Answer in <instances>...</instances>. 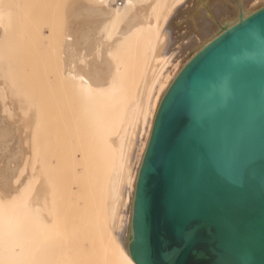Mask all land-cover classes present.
Listing matches in <instances>:
<instances>
[{"label":"bare ground","instance_id":"6f19581e","mask_svg":"<svg viewBox=\"0 0 264 264\" xmlns=\"http://www.w3.org/2000/svg\"><path fill=\"white\" fill-rule=\"evenodd\" d=\"M3 1L5 0H0V41L5 36L8 37L13 32L12 30H16V28H10L11 25L8 24V20H11V18L8 19V15L13 10L7 14L8 10L6 9L8 8L5 9ZM77 1L81 7L73 16V27L70 28V33L63 41H57L59 44L58 50H60L58 52H62V58L60 57V66L58 67V70L60 68V72L58 71L60 74L58 73L55 77L58 82L68 81L77 97L83 101L91 112L99 116L100 129L95 128L100 130L101 139L104 138L105 141L107 139V144L110 147L108 153H110L109 172L111 176L108 182V198L105 206V220L108 221V224L107 231H104L106 232L104 237L99 236L102 239L97 238V240H102L104 243L103 259L105 258L104 255H107L112 259L113 264H134L128 256L126 247L131 195L137 170L150 135L156 108L183 67L198 52L224 32L234 27L242 19L263 9L264 0ZM9 7L12 9L11 6ZM16 7L18 8V6ZM23 13H26V11ZM12 14H10V17H12ZM17 14H19L18 11ZM24 20H21V22L27 21V19ZM80 21L81 23H79ZM18 25L16 26L18 27ZM25 25L28 27V24ZM31 27H29V32H32ZM10 29H12L11 32ZM27 29L25 27V30L22 31L27 33ZM25 33L22 36H25ZM53 34H49L47 42L46 40L42 41L43 38L41 40L42 43L46 42L51 50L54 49L55 37ZM9 36L8 41L10 38L12 39L11 34ZM30 37L32 38V36ZM11 39L10 41H12ZM20 39L17 40L19 44L16 42V45L21 46L22 40L20 41ZM32 41L29 42L32 43ZM8 45H10V42ZM30 45L28 47L32 49ZM138 46H140L144 55L141 72L142 82H140L137 97L135 100L131 99L133 101H130L129 94L122 91L120 73L123 71L121 72L122 68L119 65L122 63V54L130 47L134 49ZM22 47L25 48L26 46ZM17 48L22 49L18 46ZM30 51H28V54ZM1 71L0 68V77L3 75ZM13 83L15 87V82ZM56 88L53 89L54 92L58 90ZM32 114H34V111H32ZM5 117H9V115ZM37 117L35 122L36 149L31 170L25 176L23 175L27 168L16 174L12 183H10L11 188L5 189L3 185L0 186V264H100V260L96 259L97 248L94 252L92 247L89 246L86 249L85 244H78L79 238L76 237L77 235L80 236V233L77 234L75 230L78 227H74L75 229L70 234L68 232V238L63 235L65 238L60 240L62 236L59 237L58 226L59 221H63V218H59L57 214L58 199L56 196L60 192H68L69 195H72L75 187L67 185V179L59 180L56 176L55 163L57 156L51 146L52 122L49 120L44 125V136V131L41 129L43 121L40 118L41 116ZM9 119L11 121V118ZM5 126L0 124V156L3 155L2 152L8 151L11 147L9 141L7 142L8 139L6 140ZM111 134H116L115 138L114 135L112 136L113 140H111L112 137L109 138ZM28 136L30 138V135ZM131 136H135L134 144L130 139ZM95 137L97 139V136ZM25 150L28 149L25 148ZM73 165L74 163H72V167ZM70 169L74 170L73 168ZM1 172L6 175L3 169H0V175ZM76 177L77 175H73L72 179L74 178L77 181ZM101 187L103 186L101 185ZM77 188L80 190V186H77ZM65 199L67 200V198ZM66 203L68 202L66 201ZM70 215L73 217V214ZM85 219L87 220V218ZM90 225L91 228L94 227L92 223ZM88 228L86 227V229ZM96 232L95 236L93 234V238L96 237ZM85 236L86 234L82 233L83 241ZM89 240L90 238L87 243ZM99 240L96 242H100ZM103 261L105 262V260Z\"/></svg>","mask_w":264,"mask_h":264},{"label":"water","instance_id":"95a60500","mask_svg":"<svg viewBox=\"0 0 264 264\" xmlns=\"http://www.w3.org/2000/svg\"><path fill=\"white\" fill-rule=\"evenodd\" d=\"M134 264H264V8L162 96L135 177Z\"/></svg>","mask_w":264,"mask_h":264},{"label":"rangeland","instance_id":"374dc122","mask_svg":"<svg viewBox=\"0 0 264 264\" xmlns=\"http://www.w3.org/2000/svg\"><path fill=\"white\" fill-rule=\"evenodd\" d=\"M3 3L5 9L8 8L6 9L8 10L7 14L13 10L12 11L13 14L10 13L12 14L11 15L12 17H10V14L8 15L9 17L8 19L11 18V20H8L9 26L11 25L10 28L12 29L16 28V30L18 31L20 29L21 33L23 32L22 33L23 35L26 31H22V30H25L26 27V29L28 28L27 29V33H28L30 31L29 27L32 26L31 30L35 34L29 32L28 34L29 35L31 34L30 35L32 36L31 38L27 33H25L26 34L25 36H22L20 31L19 32L17 31V33H15L16 30L10 29V32L12 30L15 33V35L13 32H12L13 35L12 33H10L12 36V39L11 38L10 39L12 41H10V39L8 41V37H10L9 36L10 34L8 35V37L5 36V38H3L0 41V51H1L0 68L3 74L0 77V90H1L0 91V113H1L0 124L2 126L6 125L5 126L6 134H7L6 140L8 139L7 142L9 141V144H11L9 150L2 152L3 155L0 156V169H3L6 172V175L1 172L2 174L0 175V186L3 185L5 189H8V187L11 188L12 185L10 183H12L16 174H18L20 171H22L25 168L27 169H25L26 171L23 176L29 173V170H31L34 164V153L36 149L35 122L36 119L38 118L37 116H41L40 118L43 121V127L41 129L43 131L45 130L44 125H46L48 121L51 120L52 122L51 146L54 148L57 156L55 163L56 176L59 178V180L67 179V185L72 186L73 188L75 187L74 193L72 195H69L68 192L67 193L60 192L59 194L60 197L59 195L56 196L58 199L56 206L57 214L59 218H63V221H59V226H58V232H60L59 237L62 236L60 237V240H63V238L69 235L73 229L78 227L77 229H75L77 231V234L80 233V236L77 235L76 237L77 239L79 238L78 244H83V245L85 244L84 247H86V249L89 248L90 246L92 247V250L94 252H96V248H97L98 250L96 252L97 253L96 259L98 258L100 260V264H113L112 259L109 256L104 255L105 258L103 259L104 243L102 242V240H99L102 239V237H104V233H106L104 231H107V224H108V221L105 220V216H106L105 206L108 198L107 187H108V182L110 180L109 178L111 176L109 172L110 153H108L110 152V147L107 144V139L106 141L103 140L104 139L103 137H102L103 139H101V133L100 130H98L100 129L99 116L91 112L83 103V101H81L77 97V95L73 92L72 88L70 87L68 81L58 82L57 78L55 77V75L57 76L58 73L60 72V68L58 70V67L60 66V59L62 58L61 56L62 52H58L60 51L58 50L59 49L58 42H60L61 40L63 41V39L66 36H68V33H70L69 32L70 28L73 27L72 25L73 16L76 13V11L81 7V5L77 0H44V1L43 0H32V1L5 0L3 1ZM9 6H11L12 9ZM16 6H18V8ZM17 11L19 14H17ZM22 11L23 12L26 11V13H23ZM20 19L22 21H25L24 19H27V21L23 23L21 22ZM79 23H81V21ZM25 24H28V27ZM16 25H18V27ZM18 33L19 35H17ZM50 33L51 34L54 33L53 36L55 37L54 49H53L54 51L51 50L46 45L47 38ZM16 37L18 38L17 39L18 41L19 38H21L20 39V41L22 40L21 41L22 43L20 42L21 46L18 45L19 42L16 40ZM5 40L8 41V43H6ZM27 40H29L30 42L32 40L33 41L32 43H30L29 41L27 42ZM41 40L42 41L46 40V42L42 43ZM9 42L10 45H8ZM16 42H18L17 45ZM33 43H35L36 46L33 45ZM24 45L27 48L26 47L23 48L22 46ZM29 45L30 47H32V49L28 47ZM17 46L21 47L22 49L17 48ZM100 49L102 50V48ZM29 50L31 51L28 54ZM36 52L39 53L37 54ZM32 53L35 55L33 56ZM143 56L144 55L140 49V46L134 49L130 47L124 54H122V60H121L122 63L119 65L120 68H122L121 72L123 71L122 73H120L121 82H122L121 87L123 92L129 94L130 101H133L131 99L135 100L140 89V85H141L140 82H142L141 72L143 69V62H144ZM7 60L9 63L7 62ZM7 65L10 71L8 70ZM9 72L11 74L10 76H9ZM8 79L12 84L9 82ZM13 82H15V87L13 86L14 85ZM54 88L58 90L54 92L53 90ZM55 95H57L58 97L56 98ZM57 101H59V103H57ZM6 102H8L9 104ZM10 109L12 112L10 111ZM32 111H34V114H32ZM6 115L7 116L9 115V117H5ZM9 118H11V121ZM94 120L96 121L98 120V121L96 122ZM95 127L98 129H96ZM93 130L95 131V133ZM27 135H30V138L29 136L27 137ZM43 135L45 136V131ZM113 135L114 138L116 137L115 136L116 134H111L109 138L111 139ZM95 136H97V139ZM26 138L27 139L29 138L28 139L29 141ZM114 138L112 137L111 140H113ZM134 138L135 136L134 137L131 136L130 138L133 141L132 142L133 144H134ZM65 140L67 141V143ZM26 142L27 144H29L28 145L29 147L27 146ZM105 147L108 151L105 149ZM25 148L28 150H25ZM65 149L68 150L66 151ZM72 163H74L73 167H72ZM69 167L73 168L74 170L72 171V169H70ZM71 174H73L74 176L77 175V177L79 176V178L76 177L77 181L74 179L75 177L72 179L73 175ZM74 180L76 181L75 183ZM101 185L103 187H101ZM77 186H80V190L77 188ZM65 198H67V200ZM68 199L71 200L68 201ZM66 201L68 203H66ZM70 214H73V217ZM83 218L85 221L83 220ZM85 218H87V220ZM98 220L99 221L102 220V222L99 223ZM91 223L92 226L93 225L94 227L96 226L95 231H94V227L91 228L90 225ZM84 225L87 228L89 227L88 228L89 230L86 229ZM95 232H96V237L93 238L92 236L93 234L95 236ZM82 233L86 234L84 241L82 239ZM63 235L65 236L63 237ZM99 236L102 237L100 238ZM86 237H88L87 240ZM89 238L90 240L87 243ZM97 238H99L98 240L100 242H96L98 241ZM96 243L98 244L96 245ZM99 248L101 249V251ZM101 259L105 260V262L103 260L101 261Z\"/></svg>","mask_w":264,"mask_h":264}]
</instances>
